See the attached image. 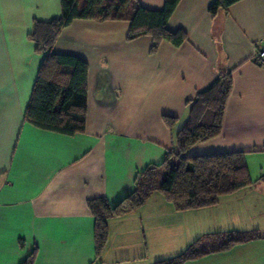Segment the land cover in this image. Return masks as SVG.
I'll list each match as a JSON object with an SVG mask.
<instances>
[{
	"label": "crops",
	"instance_id": "1",
	"mask_svg": "<svg viewBox=\"0 0 264 264\" xmlns=\"http://www.w3.org/2000/svg\"><path fill=\"white\" fill-rule=\"evenodd\" d=\"M161 10L165 0H137ZM215 0H180L167 26L180 46L129 41L127 20L76 19L53 52L85 60L84 133L66 136L25 122L44 54L29 39L34 20L61 16V0H0V264H154L214 233L257 231L261 238L183 264H264V0H240L212 16ZM222 73L232 75L221 134L187 157L245 152L253 183L209 207L176 210L154 192L139 208L108 220L95 251L89 199L115 205L135 189L138 172L174 149L163 116L183 120L186 104ZM153 196L154 198L153 200Z\"/></svg>",
	"mask_w": 264,
	"mask_h": 264
},
{
	"label": "trees",
	"instance_id": "2",
	"mask_svg": "<svg viewBox=\"0 0 264 264\" xmlns=\"http://www.w3.org/2000/svg\"><path fill=\"white\" fill-rule=\"evenodd\" d=\"M240 0H215L209 7L212 16L227 13ZM180 0H165L161 10L143 7L137 0H61V16L50 21L34 20L29 39L35 52L44 54L31 98L25 111V122L32 126L66 136L84 133L87 120V76L85 60L53 52L62 30L76 19L127 20L129 41L141 36L152 39L151 52L167 40L175 46L187 41L184 31H171L167 23ZM232 75L222 73L206 90L186 104L183 120L163 116L174 131V149L160 164H151L135 178L134 191L112 205L107 198L87 201L95 220V251L100 256L108 239V220L141 207L156 191L161 192L176 210L187 211L217 204L253 183L245 152L217 153L187 157V151L198 143L218 137L222 132ZM264 180V177L259 179ZM261 238L257 231L223 232L204 236L171 259L154 264H183L205 255L229 250L237 244ZM36 248L22 264H33Z\"/></svg>",
	"mask_w": 264,
	"mask_h": 264
},
{
	"label": "built area",
	"instance_id": "3",
	"mask_svg": "<svg viewBox=\"0 0 264 264\" xmlns=\"http://www.w3.org/2000/svg\"><path fill=\"white\" fill-rule=\"evenodd\" d=\"M255 60L259 64H264V39L256 44Z\"/></svg>",
	"mask_w": 264,
	"mask_h": 264
},
{
	"label": "rangeland",
	"instance_id": "4",
	"mask_svg": "<svg viewBox=\"0 0 264 264\" xmlns=\"http://www.w3.org/2000/svg\"><path fill=\"white\" fill-rule=\"evenodd\" d=\"M84 3V0H81V5ZM158 194H162L161 192H158ZM154 198H156L155 196H153V200Z\"/></svg>",
	"mask_w": 264,
	"mask_h": 264
}]
</instances>
